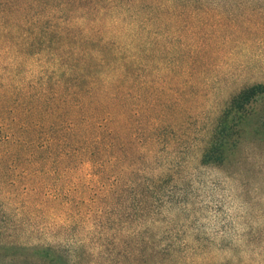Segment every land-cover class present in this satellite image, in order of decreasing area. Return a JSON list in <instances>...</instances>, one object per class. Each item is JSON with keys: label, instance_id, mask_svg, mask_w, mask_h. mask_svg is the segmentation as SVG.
<instances>
[{"label": "rangeland", "instance_id": "374dc122", "mask_svg": "<svg viewBox=\"0 0 264 264\" xmlns=\"http://www.w3.org/2000/svg\"><path fill=\"white\" fill-rule=\"evenodd\" d=\"M161 1V10L148 1L145 17L118 18L108 7L101 27L135 29L128 34L147 39L146 72L131 78V121H159L162 129L141 174L123 162L116 187H88L85 166L73 174L74 197L50 206L54 215L42 214L45 202L30 205L40 209L32 214L22 211L23 200L0 195L3 241L51 245L70 264H264V135L254 125L264 121V99L251 107L243 143L227 164L201 163L231 98L264 83V0ZM133 5L124 0L120 11ZM89 16L100 31V16ZM11 59L0 53V66ZM141 96L154 106L151 115ZM136 134L140 148L145 135Z\"/></svg>", "mask_w": 264, "mask_h": 264}, {"label": "trees", "instance_id": "16d2710c", "mask_svg": "<svg viewBox=\"0 0 264 264\" xmlns=\"http://www.w3.org/2000/svg\"><path fill=\"white\" fill-rule=\"evenodd\" d=\"M86 1L0 0V53L12 57V64L0 66V195L23 200V212H39L30 205L42 201L49 205L42 214L54 215L58 208L50 206L74 197L69 191L73 174L85 166L88 187H116L123 162L127 171L141 174L139 163L151 155L162 129L159 121L138 126L131 121V78L146 72V37L139 42L128 34L135 29L101 28L109 24L108 7L118 18L145 17L150 0H134L127 12L120 11L124 0ZM152 1L159 10L167 6ZM92 11L100 16V31L90 20ZM122 40L128 42L125 48ZM31 66L37 72L27 74ZM141 88L143 93L150 89ZM141 98L144 113L151 115L154 106ZM262 99L264 83L231 98L211 131L202 165L227 164L243 143L251 107ZM254 125L256 134L264 135V121ZM137 129L145 135L140 148ZM0 264L70 263L51 245L0 238Z\"/></svg>", "mask_w": 264, "mask_h": 264}]
</instances>
